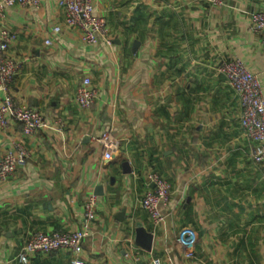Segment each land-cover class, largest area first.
Listing matches in <instances>:
<instances>
[{"label": "crops", "instance_id": "1", "mask_svg": "<svg viewBox=\"0 0 264 264\" xmlns=\"http://www.w3.org/2000/svg\"><path fill=\"white\" fill-rule=\"evenodd\" d=\"M59 2L15 6L4 21L8 54L23 62L13 95L46 126L33 135L15 122L0 129V158L14 140L30 154L0 181V264H26L19 256L36 232L80 230L92 194L98 204L81 250L27 264H264V174L219 70L240 59L264 88V44L250 19L264 0H94L111 46L85 43ZM85 77L99 91L91 109L76 99ZM105 132L118 144L111 160ZM151 173L172 185L161 225L142 205ZM186 230L190 248L177 241Z\"/></svg>", "mask_w": 264, "mask_h": 264}, {"label": "built area", "instance_id": "2", "mask_svg": "<svg viewBox=\"0 0 264 264\" xmlns=\"http://www.w3.org/2000/svg\"><path fill=\"white\" fill-rule=\"evenodd\" d=\"M213 7L224 6L225 0H198ZM64 10L65 22L69 27L78 28L85 43L97 45L101 42L111 46L113 39L105 18L96 13L94 0H60ZM42 0H0V129L6 130L15 122L23 126L25 135H33L46 126L43 114L15 98L12 84L19 75L23 62L13 59L8 51L12 42L9 30L4 21L9 10L15 6L24 8H40ZM251 30L258 34L264 44V9L251 14ZM59 27L55 32H59ZM47 44H51L47 40ZM220 73L228 85L235 91L240 104V124L250 142V159L262 169L264 174V88L260 78L248 70L240 59L223 62ZM99 91L92 80L85 77L77 90V102L84 109H91L98 99ZM104 149L106 160L114 158L117 141L110 132H105L99 139ZM30 154L21 141H12L10 149L0 158V181L9 180L19 165L24 164ZM150 186L142 205L156 225L163 224L169 214L162 211L172 195L171 183L157 173L147 176ZM98 198L90 195L84 203L83 225L73 232H36L31 235L20 253V260L28 263L29 257L35 254H50L54 251L77 253L81 250L90 226L96 214ZM193 232L186 230L177 241L184 248H190L193 243ZM191 256V254H188ZM75 264H83L75 261ZM146 264H162L159 258Z\"/></svg>", "mask_w": 264, "mask_h": 264}, {"label": "water", "instance_id": "3", "mask_svg": "<svg viewBox=\"0 0 264 264\" xmlns=\"http://www.w3.org/2000/svg\"><path fill=\"white\" fill-rule=\"evenodd\" d=\"M138 45V43L136 44V46Z\"/></svg>", "mask_w": 264, "mask_h": 264}]
</instances>
